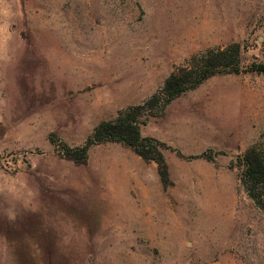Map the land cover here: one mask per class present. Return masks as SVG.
<instances>
[{"label":"rangeland","instance_id":"obj_1","mask_svg":"<svg viewBox=\"0 0 264 264\" xmlns=\"http://www.w3.org/2000/svg\"><path fill=\"white\" fill-rule=\"evenodd\" d=\"M0 264H264L238 159L264 149V0H0ZM219 72L141 116L162 153L78 149L193 58ZM144 117H146L144 119ZM72 156V157H71Z\"/></svg>","mask_w":264,"mask_h":264},{"label":"trees","instance_id":"obj_2","mask_svg":"<svg viewBox=\"0 0 264 264\" xmlns=\"http://www.w3.org/2000/svg\"><path fill=\"white\" fill-rule=\"evenodd\" d=\"M240 46L231 44L224 48L207 51L193 58L190 65L172 72L164 81L162 88L141 104L120 110L111 120L99 122L85 143L78 149L67 148L68 155L80 151L82 159L73 156L74 161H83L89 147L104 141L121 142L130 147L144 159H153L156 152L159 158V171L164 177V167L160 146L151 138L143 137L140 126L144 123L141 116L161 108L182 92L194 88L203 80L219 72H239ZM251 71L264 73V63H252ZM146 117H144L145 119ZM72 157V156H71ZM241 170L239 180L247 195L264 209V149L248 148L238 159Z\"/></svg>","mask_w":264,"mask_h":264},{"label":"crops","instance_id":"obj_3","mask_svg":"<svg viewBox=\"0 0 264 264\" xmlns=\"http://www.w3.org/2000/svg\"><path fill=\"white\" fill-rule=\"evenodd\" d=\"M2 39H3L4 42H7V37L4 36L3 38H1L0 42H2Z\"/></svg>","mask_w":264,"mask_h":264}]
</instances>
